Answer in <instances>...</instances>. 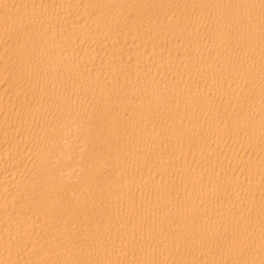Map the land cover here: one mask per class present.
<instances>
[{"label": "bare ground", "instance_id": "obj_1", "mask_svg": "<svg viewBox=\"0 0 264 264\" xmlns=\"http://www.w3.org/2000/svg\"><path fill=\"white\" fill-rule=\"evenodd\" d=\"M0 264H264V0H0Z\"/></svg>", "mask_w": 264, "mask_h": 264}]
</instances>
